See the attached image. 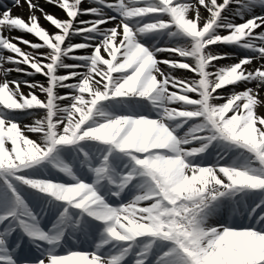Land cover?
<instances>
[{
  "label": "snow or ice",
  "instance_id": "obj_1",
  "mask_svg": "<svg viewBox=\"0 0 264 264\" xmlns=\"http://www.w3.org/2000/svg\"><path fill=\"white\" fill-rule=\"evenodd\" d=\"M23 2L0 0V264H264V0Z\"/></svg>",
  "mask_w": 264,
  "mask_h": 264
},
{
  "label": "rangeland",
  "instance_id": "obj_2",
  "mask_svg": "<svg viewBox=\"0 0 264 264\" xmlns=\"http://www.w3.org/2000/svg\"><path fill=\"white\" fill-rule=\"evenodd\" d=\"M6 2H8L9 3V6L11 7L12 5H11V3H10V0H6ZM23 6L26 8L27 6H26V4L24 3L23 4ZM12 15H14V16H19L16 12H13L12 13ZM64 17H65V15H64ZM58 18V17H57ZM42 21V19H40V22ZM109 27H111L112 25H108ZM50 33L51 32H53V28L52 27H50L49 29H47ZM13 33H15V32H13ZM18 35H19V32H16ZM21 35V34H20ZM33 42H38L35 38H34V40H33ZM73 42L74 43H77V42H80L79 41V39H74L73 40ZM20 47H22V46H20ZM22 48H24L25 50H29V49H27V47H22ZM219 51H225V52H232V49L231 48H220V49H218ZM239 55H241V56H243V55H250V53H244V52H241ZM236 62V60H232V59H229V60H224V61H221L220 63L221 64H232V63H235ZM256 66V64L254 63L253 65H252V67H255ZM175 75H177L178 77H186V76H188V77H190L192 74H190V73H187L186 71H177L176 73H175ZM9 79H29L30 81H39V82H45V78L44 77H42V76H40V75H36L34 78H29V77H24V76H20L19 74H17V73H12L11 75H10V78ZM244 86L243 85H241V87L239 88V89H237L238 91L239 90H242V88H243ZM25 90H24V92L25 93H27L28 91H29V89H27V88H24ZM230 91V89H224L223 90V93L224 94H227L228 92ZM41 98H43V97H41ZM20 123L21 124H29V123H31V118H24V119H21L20 120ZM31 135V134H30ZM32 138L33 139H35V136H32ZM229 222L231 223L232 221H231V218L229 219ZM237 224H239V220H237ZM81 250H87V245H85V246H83V248L81 249Z\"/></svg>",
  "mask_w": 264,
  "mask_h": 264
},
{
  "label": "bare ground",
  "instance_id": "obj_3",
  "mask_svg": "<svg viewBox=\"0 0 264 264\" xmlns=\"http://www.w3.org/2000/svg\"><path fill=\"white\" fill-rule=\"evenodd\" d=\"M33 2H39L40 3V6L44 8V10L50 14H53L54 16L60 18V19H65L64 15H63V12L60 11L59 9H57L56 7H53V6H50L48 4H45L43 2V0H33ZM24 2L23 0H21V6L20 7H13V10H12V13L13 12H16L20 17H23L24 19L27 20L28 16H29V11H28V7H24L23 6ZM26 4V3H25ZM27 6V4H26ZM89 5L87 4V2L84 3L83 7L87 8ZM257 12H259V9L257 10ZM36 15L37 16H41V14L39 12H36ZM83 19V17H81ZM42 21L40 22V24L46 28V29H49L50 26L47 22L44 21V19L41 17ZM237 23H240L241 21L237 20L236 21ZM54 31V30H53ZM21 33H19V35L15 32V33H11L12 36H20ZM7 35V33H6ZM22 35V34H21ZM23 38L24 39H27V40H31L33 41L34 40V37L30 36V35H23ZM19 46H22V47H26L25 45H19ZM164 56H161V58H163ZM11 66V65H9ZM61 74H64L63 72ZM10 78V76L8 77V79ZM25 89H23L24 91ZM264 111V110H262Z\"/></svg>",
  "mask_w": 264,
  "mask_h": 264
}]
</instances>
